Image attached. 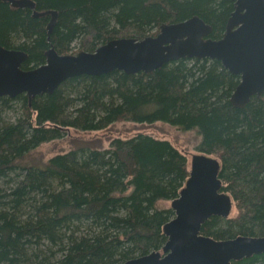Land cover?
<instances>
[{"label":"trees","instance_id":"obj_1","mask_svg":"<svg viewBox=\"0 0 264 264\" xmlns=\"http://www.w3.org/2000/svg\"><path fill=\"white\" fill-rule=\"evenodd\" d=\"M27 7L0 0V43L28 53L30 69L46 51H95L119 37L156 35L164 22L194 15L221 38L235 0H34ZM156 31L154 32V30ZM240 76L220 60L182 58L151 72L115 69L67 79L52 93L0 97V264H122L162 251L172 207L190 174L188 156L166 139L139 132L115 137L108 148L58 153L43 167L27 153L76 128L97 131L119 121H165L202 135L198 149L221 162L222 191L235 216H211L201 233L216 239L264 235V92L244 107L231 97ZM17 101L15 120L1 117ZM231 264H264V252Z\"/></svg>","mask_w":264,"mask_h":264},{"label":"water","instance_id":"obj_2","mask_svg":"<svg viewBox=\"0 0 264 264\" xmlns=\"http://www.w3.org/2000/svg\"><path fill=\"white\" fill-rule=\"evenodd\" d=\"M14 7L32 9L33 16L50 14L48 32L57 23V10H37L34 0H4ZM213 27L194 15L177 22H164L156 35L138 39L119 37L95 51L60 54L46 51V62L30 69L23 63L28 53L0 43V97L28 94L31 98L52 93L72 77L100 75L118 69L128 74L151 72L182 58L218 59L240 82L231 101L244 107L253 95L264 92V0H235L226 31L211 37ZM218 158L197 153L191 156L190 174L171 207L175 215L164 225L167 241L151 251L122 264H231L232 261L264 252V236L238 235L216 239L201 233L203 224L214 215L228 217L232 196L222 191Z\"/></svg>","mask_w":264,"mask_h":264},{"label":"rangeland","instance_id":"obj_3","mask_svg":"<svg viewBox=\"0 0 264 264\" xmlns=\"http://www.w3.org/2000/svg\"><path fill=\"white\" fill-rule=\"evenodd\" d=\"M156 29L154 30V32ZM160 31V30H159ZM131 37V36H130ZM71 54H76L82 50L80 42L73 43ZM13 107L7 108L1 114L6 120H15L21 113L20 104L13 102ZM139 132L149 133L153 136L169 140L188 156L189 166L191 165V156L202 153L198 149L202 135L197 129L184 130L178 126L172 125L165 121H156L154 123H138L133 121H119L108 128L97 131H86L76 128L66 130V135L62 138L53 139L42 143L37 148L31 150L23 159V163L27 165L41 166L48 159L58 153L68 152L72 149L87 146H99L100 148H108L111 141L115 137L129 138ZM172 201H160L159 206L171 207ZM237 214V208L234 206L231 216Z\"/></svg>","mask_w":264,"mask_h":264},{"label":"bare ground","instance_id":"obj_4","mask_svg":"<svg viewBox=\"0 0 264 264\" xmlns=\"http://www.w3.org/2000/svg\"><path fill=\"white\" fill-rule=\"evenodd\" d=\"M264 236V235H263Z\"/></svg>","mask_w":264,"mask_h":264}]
</instances>
